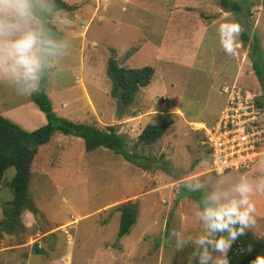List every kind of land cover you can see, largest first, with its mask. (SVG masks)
I'll return each mask as SVG.
<instances>
[{
    "label": "rangeland",
    "instance_id": "1",
    "mask_svg": "<svg viewBox=\"0 0 264 264\" xmlns=\"http://www.w3.org/2000/svg\"><path fill=\"white\" fill-rule=\"evenodd\" d=\"M63 1L77 9L63 11L58 25L71 42V54L45 81L54 111L101 129L116 126L128 137V149L145 160L137 165L106 148L89 152L83 139L57 133L40 147L32 165L29 193L40 214L25 211L24 228L0 236V264H186L192 247L177 249L169 232L195 235L201 225L195 199L182 195L178 185L182 179L215 176L208 172L202 126L214 123L225 107L228 95L222 88L237 80L259 97L263 93L249 52L256 36V56L264 66V0H232L242 12L226 11L221 0ZM222 23L239 27L231 55L218 32ZM243 33L252 41L243 40ZM131 48L136 51L127 59ZM110 56L123 67L155 70L118 121V101L106 74ZM0 114L28 131L47 123L31 95H18L2 82ZM161 123L169 127L159 141L133 148L146 125ZM261 160L264 156L250 170L223 176L229 181L242 173L255 176ZM15 174L14 167L4 174L0 221L14 197ZM252 199L256 223L246 235L260 254L264 193H253ZM128 202L137 206L138 218L130 234L119 239L116 208Z\"/></svg>",
    "mask_w": 264,
    "mask_h": 264
},
{
    "label": "clouds",
    "instance_id": "2",
    "mask_svg": "<svg viewBox=\"0 0 264 264\" xmlns=\"http://www.w3.org/2000/svg\"><path fill=\"white\" fill-rule=\"evenodd\" d=\"M62 16L57 0H0V82L22 96L42 90L49 73L71 54V42L58 30ZM218 32L231 55L239 27L222 23ZM258 168L255 176L242 173L234 181L220 173L182 179L178 188L196 197L194 215L201 225L195 235L169 232L177 249L192 247L186 264H229L231 245L256 223L252 196L264 193V160ZM250 264H264V253Z\"/></svg>",
    "mask_w": 264,
    "mask_h": 264
},
{
    "label": "trees",
    "instance_id": "3",
    "mask_svg": "<svg viewBox=\"0 0 264 264\" xmlns=\"http://www.w3.org/2000/svg\"><path fill=\"white\" fill-rule=\"evenodd\" d=\"M221 4L226 11H243L242 5L237 1L221 0ZM57 5L63 11L77 9L75 4H69L63 0H57ZM243 40L246 42L249 40L246 33H243ZM251 41L249 40L248 43ZM259 43L260 40L254 36V41L250 44L249 55L263 90L262 95L257 98V107L263 109L264 66L256 56ZM135 51V48L128 49L125 57L130 58ZM154 72L155 70L151 66L141 68L123 67L114 56H110L106 74L112 85L111 96L118 101V95L122 94L125 108L134 105L140 89L151 83ZM230 84L232 85L233 82L226 84L222 90L227 86H231ZM31 100L47 118V123L36 130L28 131L0 114V189L5 172L12 167L16 169V174L10 184L14 191V197L4 209V216L0 221V236L5 232L9 234L19 233L24 228L22 215L25 211H31L35 215L40 214V210L29 193L33 177L32 165L40 147L50 143L57 133L66 136L73 135L83 139L85 148L89 152L106 148L137 165L144 163L145 160V158L138 155L135 149L133 151L128 149V137L119 133L116 126H107V128L101 129L93 124L75 122L58 116L53 109L51 98L46 92L45 84L41 91L31 95ZM168 127L167 123L146 125L133 148L138 147L139 144L153 145L166 134ZM163 164L168 165L167 162H163ZM182 195L193 197L196 201L194 195H189L183 190ZM116 210L120 212L118 232V238L120 239L130 234L137 221L139 211L137 206L131 202L119 205ZM246 231L233 242L228 250L229 264H250V261L258 255L251 246ZM41 251L39 248L36 249L37 253H41Z\"/></svg>",
    "mask_w": 264,
    "mask_h": 264
},
{
    "label": "built area",
    "instance_id": "4",
    "mask_svg": "<svg viewBox=\"0 0 264 264\" xmlns=\"http://www.w3.org/2000/svg\"><path fill=\"white\" fill-rule=\"evenodd\" d=\"M223 92L228 95L225 107L204 127L212 175L250 170L264 152V109L257 107L258 94L237 80Z\"/></svg>",
    "mask_w": 264,
    "mask_h": 264
},
{
    "label": "water",
    "instance_id": "5",
    "mask_svg": "<svg viewBox=\"0 0 264 264\" xmlns=\"http://www.w3.org/2000/svg\"><path fill=\"white\" fill-rule=\"evenodd\" d=\"M123 108H124V100H123V96H122V94H119V95H118V107H117V112H116V120H117V121H118L119 118H120V115H121V113H122ZM49 241H50L51 244L54 243V235H53V234H51V235L49 236Z\"/></svg>",
    "mask_w": 264,
    "mask_h": 264
},
{
    "label": "crops",
    "instance_id": "6",
    "mask_svg": "<svg viewBox=\"0 0 264 264\" xmlns=\"http://www.w3.org/2000/svg\"><path fill=\"white\" fill-rule=\"evenodd\" d=\"M226 103H227V101H226ZM195 123H197V122H195ZM198 123H202V122H198ZM203 124H204V123H203ZM212 124H213V123H212ZM205 126H208V125H204V127H205ZM203 129H204V128H203ZM262 157H263V156H262ZM262 157H261V158H262ZM259 159H260V158H259ZM259 159H258V161H259ZM209 160H210V158L208 159V170H209ZM258 161H257V162H258ZM257 162H256V163H257Z\"/></svg>",
    "mask_w": 264,
    "mask_h": 264
},
{
    "label": "bare ground",
    "instance_id": "7",
    "mask_svg": "<svg viewBox=\"0 0 264 264\" xmlns=\"http://www.w3.org/2000/svg\"><path fill=\"white\" fill-rule=\"evenodd\" d=\"M203 128H204V126H202ZM202 127H200V128H202Z\"/></svg>",
    "mask_w": 264,
    "mask_h": 264
}]
</instances>
